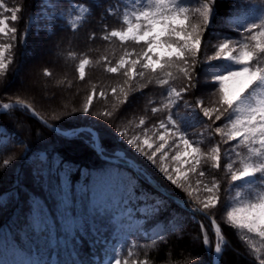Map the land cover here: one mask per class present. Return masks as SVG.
<instances>
[{"label":"trees","instance_id":"trees-1","mask_svg":"<svg viewBox=\"0 0 264 264\" xmlns=\"http://www.w3.org/2000/svg\"><path fill=\"white\" fill-rule=\"evenodd\" d=\"M53 1V23L46 29L31 22L41 0H3L7 8L20 7L21 11L17 21L8 23L17 31L14 38L5 42L12 47L6 53L8 68L0 72V106L19 103L16 100L20 99L59 130L93 128L99 133L104 156L122 152L141 164L167 193L181 199L189 195L164 182L151 166L134 155L124 144L126 137L120 131L128 136L141 131L151 133L167 118H173L177 128L190 139L195 137L192 133L205 129L204 135L211 137L204 136L198 144L204 156L192 173L200 180L201 188L213 184L219 187L217 207L210 212L201 209L216 220L226 242L219 264H260L264 240L227 222L231 177L225 174L222 152L234 142L226 141L215 128L227 131L230 110L213 123L198 106L201 102L204 106H217L220 84L215 79L216 72L230 67L225 59L208 58L223 42H231L237 49L247 43L249 27L264 24V0H212L198 62L193 68V86L179 99L169 93L173 88L181 90L188 82L180 74L182 65L175 62L163 70L158 65L155 72L138 68L143 72L139 77L124 74L131 63L116 73L108 71L118 67L128 53L129 62L143 58V42L121 41L111 32L127 30L125 17L135 2L151 8L154 0ZM205 2L175 0L177 8L188 10L192 23L199 20L195 10ZM74 3L87 11L68 24L66 17ZM129 22L135 20L130 18ZM37 40L49 42L51 53H43V58L35 63L32 58L23 66L22 59L30 52L28 45H36ZM260 58H264V53L253 63ZM84 60L88 63L81 78L77 66ZM20 68L25 73L23 86L17 84ZM161 80L169 83L162 85ZM114 88L116 92L112 91ZM89 96L93 103L84 111ZM153 108L158 111L153 113ZM191 108L200 117L195 126L188 123ZM109 111L113 113L111 118L106 115ZM8 113L0 114V147L7 144L13 149L5 158L0 149V264H99L106 243L117 241V249L110 254L121 264L129 260L134 264H212L214 238L200 215L187 212L128 167L100 159L80 139L68 140L50 130L26 109L22 112L14 108ZM141 119L145 123L138 127ZM214 147L220 149L219 168H212L210 163ZM146 204L151 206L141 213L140 208ZM127 206L135 209L140 227L127 233L123 230L118 237L114 215ZM155 226H160V230L153 232ZM93 257H97V262Z\"/></svg>","mask_w":264,"mask_h":264},{"label":"snow or ice","instance_id":"snow-or-ice-1","mask_svg":"<svg viewBox=\"0 0 264 264\" xmlns=\"http://www.w3.org/2000/svg\"><path fill=\"white\" fill-rule=\"evenodd\" d=\"M211 3L212 0H206L202 7L195 10L196 15L199 17L196 23L190 21L187 9L176 7L175 0H171V3L169 0H154V7L135 12V22H128L126 31L111 32V36L119 37L121 41L132 40L137 43L143 42L146 45L143 61H131L130 71L124 74L128 76L135 73L143 76V72L136 69L137 63H141L143 69H150L155 72L157 65L163 70L172 67L173 62H175L182 65L179 71L188 83L179 91L173 88L169 95L174 93L176 99L181 98L182 94L187 93L189 88L193 86V68L198 62L197 57L200 53L203 33L209 22ZM0 9L11 13V21L18 20V13L21 11L20 7L7 8L3 0H0ZM125 21L127 22V16ZM16 31V28L8 27V18L0 14V34H6L11 39L14 38ZM248 32L250 35L247 37V43L242 44L239 49L231 42H223L219 45L215 55L208 58L232 59L241 67L219 78V99L216 101V107L204 106L203 102L198 106L203 115L213 123L221 120L229 110H234L237 115L235 119L229 122L230 130L225 131L217 127L215 132L220 134L226 141L240 140L245 142L250 158L255 157L259 161L255 163L250 162V160H241L242 167L231 172L232 182L253 176L256 173H264V94H262L264 93V62H262L264 58H260L259 62L253 63L258 60L260 53H264V24L251 25ZM11 47L12 45L9 43L0 44V72H5L8 68L9 64L5 63L7 59L5 53ZM87 63V60L81 62V78L84 77V65ZM128 63V61L121 59L118 67H110L108 71L116 73L119 68L124 67ZM228 81L240 83V87L235 93L230 94L228 92L226 88ZM160 83L166 85L169 81L161 80ZM256 84H259L260 87L252 91L250 96L245 97V94ZM112 91L116 92V89L114 88ZM16 101L27 105L20 99ZM92 103L93 97L89 96L88 102L82 110H89ZM27 106L30 108L29 105ZM3 107L7 108L8 104L4 103ZM157 111L158 109L156 108L152 109L153 113ZM93 114L96 115L95 112ZM106 115L111 118L113 113L109 111ZM144 123L145 121L141 119L140 124L143 125ZM160 127L164 131L163 134H157L159 143L155 144V147L154 142H150L147 138L141 141L139 136L133 135L129 137L126 132L118 130L126 137L128 143L153 163L170 182L177 187H182L181 181L182 179H187L188 173L183 170L181 165H187L189 172H196L197 166L201 164V158L197 155L200 152V148L193 147L185 136L179 135L178 138L182 141L183 151L177 148L176 154L171 158L176 162V166L174 171H171L169 168L164 167L166 152L162 151V149H165V146L168 145L167 137L169 135L174 136L177 131L170 132V128H174L168 118L167 121H160ZM227 128L228 125H225V129ZM189 149H191V152H189ZM157 153H159V156ZM189 156H191L190 161L187 159ZM220 159V149L218 147L214 148L211 160L217 168L220 167ZM227 167L231 171L233 165L229 164ZM199 175L202 177L204 172H199ZM204 187L207 199L202 202V209L210 212L218 205L219 187L215 184L211 187L207 185ZM123 214L122 212L121 215ZM227 222L231 226L245 230L247 233L254 234L264 240V194H261L256 200L244 202L240 207H235L229 211L227 213ZM213 227L218 240L217 251H219V241L223 237L215 219H213ZM204 240L206 243L208 242L207 234L204 235ZM115 264H121V261L116 259ZM124 264H134V262L129 260L125 261ZM260 264H264V258H261Z\"/></svg>","mask_w":264,"mask_h":264},{"label":"rangeland","instance_id":"rangeland-1","mask_svg":"<svg viewBox=\"0 0 264 264\" xmlns=\"http://www.w3.org/2000/svg\"><path fill=\"white\" fill-rule=\"evenodd\" d=\"M54 7H55V2L53 0H41V2L39 4L38 12H35V14L33 15L32 19H31V22H35V23L38 22L42 25V28L48 29L53 23L52 18L54 17L53 16L54 15L53 14ZM143 9H145V8H143L138 2H135V6L131 9V12L128 13V15H126L127 16V22L126 23L128 24L130 18H133V20H135L134 13L138 12L140 10H143ZM86 11H87L86 8L80 4H76V3L71 4L70 10H69L68 15L66 17L67 23L71 24L75 20L79 19L80 16L83 15V13H85ZM8 13L10 14V12H5L4 9H0V14H3V17H7L8 23H9L10 17L8 15ZM8 27L12 28V26L9 24H8ZM8 38H9L8 35L0 34V44H4L5 42H7ZM52 42H54V41H52ZM66 43H67V41H66ZM48 44H49V42H41L40 40H37L36 45H33L31 47H29V45H28L27 49L29 48L30 52L27 51V54H25L26 57H23V59H22L23 64L22 65L24 66L25 64L28 63V61H29V63H31L30 59H32V58H33V61H32L33 63L39 61L41 58H43V53H45V52L50 54L51 49H50V47L47 46ZM6 53H7V51H6ZM6 53H5V56H6ZM53 53H55V52H53ZM237 55H238V52H237ZM129 57L130 56L128 53L127 57L124 58V60L129 62V59H130ZM222 59H225V58H222ZM225 60H226L225 61L226 63L230 62V67L226 68V69H219L216 72L215 79L218 82H219L220 77H223L232 71L238 70L241 67V65L235 63V61L232 59H225ZM141 61H143V58H141ZM81 62L77 66V73H78L79 77H80ZM5 63H7V59H6ZM130 63L131 62H129V64ZM84 67H85V65H84ZM138 68L143 69L142 67L136 66L137 70H139ZM24 76H25L24 69L20 68L18 71V74H17V77H19V78L16 77L18 85H20V86L25 85ZM131 77H139V75L132 73ZM12 86L13 85H11V87ZM239 87H240V83L235 82V81H228L226 84V88L230 94L235 93L239 89ZM259 87H260L259 84L254 85L253 88L250 89L249 92L245 94V97L250 96L251 92L254 91L256 88H259ZM37 89L38 88H35V90H37ZM0 91H1V89H0ZM262 94H264V93H262ZM7 104H8L7 108H9L12 103H7ZM0 109H6V108L3 107V104H2L0 106ZM15 109H18V110H21L22 112H24L25 107L22 106L21 103H17V106L15 107ZM12 110H14V108L11 109L10 111H7V112L10 113ZM189 110H190V116L188 118V123L190 124V126H195L196 121H199V119H200L199 113L195 108L194 109L191 108ZM26 112L29 115H31L27 109H26ZM230 113H231V115H230V118L228 121L227 131L230 130L229 122L232 119H235V117L237 115V113L234 110H230ZM168 120L170 121L171 126L174 128V129L170 128V132L176 130L177 133L174 136L169 135L167 137L168 138V145H166L165 149H162V151L166 152L164 167H167L171 171H174V168L176 166V162L173 161L171 158L176 154L177 148H179L180 151H183L182 141H180L178 138L179 135L185 136L190 141V143L193 145V147H198V144L200 142H202L204 136L211 137V135H206V134L204 135L205 129H202L201 131H196L195 133H192L195 135V137H194V139H190V138H188V136L186 135V133L184 131H181L177 128V125H176L175 121L173 120V118H168ZM137 126L138 127L142 126L140 124V121L137 123ZM81 128H83V130L79 131L77 134H75L72 137H67L66 139H68V140L72 139V138L80 139L81 141H83V144L85 146H87L93 150V152L95 153V155L97 157H99L100 159L102 158L101 156L106 157L102 154L103 150L100 147V136H99V133H97V131H95L93 128H90V127H79V128H69V129L70 130L73 129V131H76V130L81 129ZM163 131L164 130L160 127V125H158L157 128H154V130L151 133L141 131V132H134L133 135L139 136L141 138V141H143V139H145V138L149 139L150 142H154V147H155V144L159 143V136L157 134L158 133L163 134ZM133 135H131V136H133ZM131 136H129V137H131ZM123 141L125 142L124 144L126 145V147L130 151H132L134 153V155L136 154L137 156L142 158L149 166H151V168L155 170L154 173H156L158 176H160L164 182H166L167 184H170L172 186H176L172 182H170L166 178V176L153 163H151L144 155H141L132 145H130L128 143L127 139H125ZM228 142H231V143L234 142V144L231 145L229 148H227V150L225 152H222L223 159L226 160V164L224 166V170L226 171L225 174H228L231 177L232 171H235L236 169L242 167V164L240 163L241 160H250V162H255V163L259 162L255 157L250 158V153L248 151V147L246 146L245 142H242L240 140H233V141H228ZM169 145H170V147H169ZM214 148H217V147H214ZM0 149L2 152V156L4 158L9 154L10 151L13 150L11 148H7V144L1 146ZM96 150L99 151L100 154H98L96 152ZM189 152H191V149H189ZM157 155L159 156V153H157ZM197 155H199L200 158H202L204 156V154L202 155L201 151ZM107 158L117 160L121 163H125V162H123L125 160L129 161L133 167H128V168L132 169L140 177H142L140 170L145 172V170L141 166V164H138L137 162H135L131 158L125 156L120 151L113 152V157H107ZM187 159L190 161L191 156L187 157ZM210 163H211V167L213 168V164H212L213 162L211 161ZM229 164L233 165V168L231 171L227 167ZM235 164H237V165H235ZM181 167L183 168V170L185 172L188 173V176H187L186 180L182 179V181H181L182 185H183L182 187H177V186L176 187L179 188L180 190L184 191L183 192L184 194L189 195V193H191V195H189V196H191V198L189 196H187V197L184 196L185 197V198L183 197L184 199H181L178 197H173L169 193H167L166 189L163 186L157 185V183L154 179H153V181L156 183L158 188L163 190V192H161V193H163L165 196H167L169 198L172 197L174 199L185 200L186 203H183V204L179 203L181 205V207L185 208V210L191 214L200 215L203 218V221H205L209 225L210 233L212 235V238H214L212 264H215L214 255H215V251H216V247H217V243H218L216 234L213 232L212 225L209 222L208 218H205L204 216L199 214L198 211H196V209H195V207H197L198 209L201 210L203 207L202 202L207 199V193L205 192V187H204L205 185H202V188H201V186H200L201 184L199 183L200 180L198 179V177L195 174L188 171L187 165H181ZM229 188H231V189H229L230 193L232 192L230 199H229V203H228V205L230 207L229 211H231L235 207H240L244 202L256 200V199H258V197L261 194H264V173H256L253 176L245 177L241 180H237L234 182L231 181ZM194 200L196 202H198V204H200L199 205L200 207L194 202ZM188 201H190V202L188 203ZM150 206H151L150 204H146V205L142 206L140 208V212L141 213L146 212L148 210L147 208H149ZM201 211H203V210H201ZM122 212L124 213L123 215H121ZM134 212H135V210L132 211L129 207H124V208L119 209V211L114 215V221H115V226H116L114 231L116 232L117 236L122 232V230H125V232H128V231L132 230L131 228H135V229L137 227L139 228L141 221L138 220L134 216ZM206 215H207V217L211 218L209 216V214H206ZM211 219L213 220V218H211ZM123 221L127 222L128 225H123ZM159 228H160V226H155L152 231L154 232L155 230H160ZM204 234H205V230H204ZM256 239H258L257 236H256ZM222 240L224 241V243H222V252H223V248L226 245V242H225L224 238H222ZM222 240L219 241V245H220ZM117 247H118V243L107 242L105 245V250L104 249L101 250L102 251V259H101L99 264H115L116 259H114L112 257L110 252L116 250ZM220 257H221V255H220ZM220 257H219V260H220ZM93 260H94V262H97V257H93ZM219 260H218L217 264H219Z\"/></svg>","mask_w":264,"mask_h":264},{"label":"water","instance_id":"water-1","mask_svg":"<svg viewBox=\"0 0 264 264\" xmlns=\"http://www.w3.org/2000/svg\"><path fill=\"white\" fill-rule=\"evenodd\" d=\"M16 106H17V103H12V104L10 105L9 108H6V109L4 110V113H6L7 111H10L11 109L15 108ZM22 106H24L25 109H27V110L30 112V114H31L32 116H34V117H35V118H36L41 124H43L44 126H46L47 128H49L50 130H52V131H54L55 133L60 134V135H62V136H65V137H72V136H74L75 134H77L79 131L83 130V128L78 129V130H76V131H73V130H71V131L59 130V129H57L56 127H54V126H52V125L46 123V122H45V121H44L39 115H37V114L35 113V111H34L31 107L29 108L27 105H24V104H22ZM0 110H1V109H0ZM0 113H1V112H0ZM96 152H97L98 154H100L99 151L96 150ZM102 159L105 160V161H108V162H113V163L123 164V165H125V166H127V167H131V166H132L131 163H129V162L121 163V162H119V161H117V160L109 159V158H107V157H102ZM144 176H145V178L148 180V183H149L150 185H152L153 187H155L156 190H158L159 192H163L162 189L158 188V187L155 185V182H154L151 178H149V177L146 176V175H144ZM172 199H173L175 202H177V203H181V204L186 203L185 200H179V199H174V198H172ZM189 202H190V201H188V203H189ZM195 209H196V211H198L199 214H201V215L204 216L205 218H208L209 222H210L211 225H212L213 232L215 233V229H214V227H213V220H212L211 218L207 217V215L205 214V212L201 211V210L198 209L197 207H195ZM221 240H222V239H221ZM222 243H224L223 240H222L221 243H220L219 251L217 252V255H216V256L214 255V258H215V259H214V260H215V264L218 263L219 257H220V255H221V252H222ZM215 253H216V252H215Z\"/></svg>","mask_w":264,"mask_h":264},{"label":"bare ground","instance_id":"bare-ground-1","mask_svg":"<svg viewBox=\"0 0 264 264\" xmlns=\"http://www.w3.org/2000/svg\"><path fill=\"white\" fill-rule=\"evenodd\" d=\"M4 110L5 109H1L0 110V114H3L4 113ZM73 130V129H72ZM64 131H71L70 129H66V130H64ZM101 157H103V156H101ZM102 159V158H101ZM103 160V159H102ZM105 161V160H104ZM106 162H108V161H106ZM123 162H129V161H127V160H125V161H123ZM110 163H113V162H110ZM130 163V162H129ZM115 164H119V163H115ZM125 166V165H124ZM127 167V166H126ZM132 170V169H131ZM133 171V170H132ZM134 172V171H133ZM140 173L142 174V177L146 180V182L148 183V180L145 178V176L144 175H146V176H148L149 178H151L152 179V177L148 174V173H145V172H143L142 170H140ZM153 180V179H152ZM149 184V183H148ZM150 185V184H149ZM155 185H156V183H155ZM150 186H152V185H150ZM157 186V185H156ZM153 187V186H152ZM155 188V187H154ZM156 189V188H155ZM161 193V192H160ZM127 207H129L132 211L133 210H135V209H133V208H131L130 206H127ZM188 210V209H187ZM190 211V210H189ZM220 246V245H219ZM216 253H215V256L217 255V247H216V251H215Z\"/></svg>","mask_w":264,"mask_h":264}]
</instances>
